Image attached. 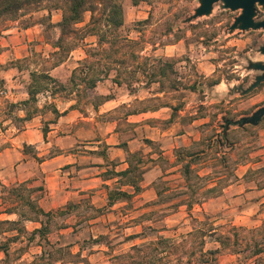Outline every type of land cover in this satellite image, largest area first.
Listing matches in <instances>:
<instances>
[{
  "label": "rangeland",
  "instance_id": "374dc122",
  "mask_svg": "<svg viewBox=\"0 0 264 264\" xmlns=\"http://www.w3.org/2000/svg\"><path fill=\"white\" fill-rule=\"evenodd\" d=\"M84 2L81 22L69 27L61 49L55 48L56 24L69 15V1L30 2L0 17V90L10 88L11 97L16 93L29 101L14 104L0 97V130L21 129L24 115L37 117L46 131L70 99L76 101L72 108L85 113L103 100L101 94L114 96L111 81L117 77L128 87L115 92L126 95L129 89L136 96L130 108L120 106L106 119L123 120L120 140L130 136L129 110L167 105L179 113L153 125L171 124V134L184 136L177 143L168 140L164 151L159 143L144 141L146 150L159 155L154 160L141 152L128 158L138 168L141 190H123V179L112 189L134 194L129 200L110 206L107 199L92 203L85 198L50 211L39 206L52 212L42 218L48 243L32 236L38 223L0 229V245L9 246L0 264H262L255 252L264 256V118L257 126L234 122L264 107V82L244 93L262 74L251 64H264V30H230L241 11L225 10L221 2L198 18L193 15L200 0ZM114 4L121 7L119 28L110 21L119 18ZM255 11L254 21L264 20V8L257 5ZM62 62L59 72L52 71ZM92 81L95 90L89 87ZM41 85L44 89L29 100L30 88ZM23 151L33 153L28 147ZM186 164L188 178L183 175ZM153 168L152 190L142 196L143 175ZM18 185L0 183V212L16 206L13 191L26 198L43 194L30 192L42 188L31 182ZM20 204L19 211L29 212ZM5 219L18 218L0 215Z\"/></svg>",
  "mask_w": 264,
  "mask_h": 264
},
{
  "label": "crops",
  "instance_id": "0c3cea01",
  "mask_svg": "<svg viewBox=\"0 0 264 264\" xmlns=\"http://www.w3.org/2000/svg\"><path fill=\"white\" fill-rule=\"evenodd\" d=\"M21 49H24L23 45ZM75 52L70 53L69 59ZM73 59L81 61L82 57ZM65 63L55 66L52 71L59 72ZM111 82L115 86L114 96L101 94L103 100L92 105L85 113L72 108L76 101L70 99L67 108L55 112L59 116L48 124L46 131H42L40 124H37V117L26 119L24 115L20 116L25 120L21 129L11 127L0 130V183L8 186L31 182L34 186L42 187L43 194L38 203L46 211L85 198L91 199L92 203L99 200L104 202L107 199L106 188L112 189L120 184L118 177L105 175L110 171L117 173L126 170L128 154L141 152L154 160L159 155L151 149L146 150L144 141L159 143L160 151H164V144L168 140L177 143L184 136L181 132L171 134V124L167 127L153 125L169 122L173 120L175 113H179L178 108L167 105L153 111L129 110L125 115V122L130 128V136L126 140H120L122 133L118 125L123 120L110 123L106 119L115 114L120 106L130 108V103L136 96L129 89H126V95L115 92L122 90L126 84L117 85L114 78ZM13 87H18V84ZM95 89L96 86L93 90ZM6 90L8 94L5 98L13 99L11 101L14 104L21 100L27 101L26 98L20 99L16 93L11 97L10 88ZM108 125L111 129L107 130ZM25 147L33 149V153L25 154ZM154 172L153 168L143 175L145 190L142 196L152 190L151 184L156 178ZM122 188L124 190L128 187Z\"/></svg>",
  "mask_w": 264,
  "mask_h": 264
},
{
  "label": "trees",
  "instance_id": "16d2710c",
  "mask_svg": "<svg viewBox=\"0 0 264 264\" xmlns=\"http://www.w3.org/2000/svg\"><path fill=\"white\" fill-rule=\"evenodd\" d=\"M43 1H45V0H0V17H2L4 15H8V14H15L23 6H25L26 4H28L30 2L39 4ZM65 1H69L71 3L69 6V10H68L69 15L63 16L62 21L60 23L56 24V27H58L60 29V36H59V38L55 44L56 49H61L64 47V36L67 35L69 27H71V25H76L79 22H81V14H82V11L84 8V3H85L84 0H65ZM112 8L114 9V12L118 15L119 18H111L110 21L112 24L115 25V27L119 28L123 24V19L121 18V7H120V5L114 4L112 6ZM69 33H71V31ZM74 49H71V50H74ZM161 72L163 74L165 73V71L163 69L161 70ZM47 81H50L53 84L57 83L54 79L49 78V77H47ZM114 82L117 85L126 84V83H123L122 81H120L117 77L114 78ZM95 85H96V81H92L89 87L91 89H93L95 87ZM59 86H61V84H59ZM127 87H128V85H127ZM43 89H44V87L42 85L37 87V88L31 87L30 90L28 91L29 100H34L35 95L40 93ZM27 102H29V101H25L24 103H27ZM129 157L134 158L135 154H128V156H127L128 168L126 170L121 171V172H117V173L113 172V175L118 177L119 183H121L120 180H122V179L124 180V184H120V186L131 187L133 189V192L136 193V192H139L141 190L140 186L138 185V183H140V181L135 176V172L138 168H137V166L133 165L132 162L129 161V159H128ZM138 162H139V160H138ZM190 173H191L190 166H188L186 164L183 168L184 177L188 178ZM23 184L24 183L19 184L18 186L19 187L23 186ZM4 188L7 189L6 187H4ZM106 189H107V201H108V205H110V206L114 205L116 202H124L126 200H129L134 195V194H129L125 191H122L120 188L110 189L107 187ZM213 189L214 188H211V191ZM29 191L30 192L31 191L32 192H42L43 189L42 188H32ZM13 193L12 194L16 198V201L13 203H15L16 206H13L14 204H11L12 206L4 208L3 211L0 212V215H6V216L14 215L18 219L16 221H9L7 219L0 220V229H2L5 226H16V225H18L22 222H26V221L27 222H33V223H38L41 227L39 229H35L32 232V236L39 235L40 237L45 238L46 234L48 233L47 222H43L42 218L48 219L49 217H51L52 212H44L39 207V204H38L39 199L37 197H35V198L27 197L26 198V197H24V195L17 193L16 191H13ZM17 201H19V203H21L20 204L21 207H27L29 212H24L23 210L19 211L17 209ZM15 231H17V230H15ZM257 231H258V229H257ZM5 232H8V231H4L3 233H5ZM12 239H16V237H14ZM44 240L46 243H48L46 238ZM256 251L257 252H255V255L259 256V260L261 261V262L260 261L259 262L264 264V256L261 255L262 252H260L259 250H256ZM8 252H9V246L8 245H0V254H3L7 258ZM44 255H45V253H42L40 258H43Z\"/></svg>",
  "mask_w": 264,
  "mask_h": 264
},
{
  "label": "water",
  "instance_id": "95a60500",
  "mask_svg": "<svg viewBox=\"0 0 264 264\" xmlns=\"http://www.w3.org/2000/svg\"><path fill=\"white\" fill-rule=\"evenodd\" d=\"M221 2L225 10L230 11H241V15L238 16L230 30L239 29L241 31L248 30H264V20L255 22L254 18L256 15V6L264 8V0H200V6L195 10L193 18L202 16H208L213 8V5ZM261 54L264 55V46L260 50ZM254 70L262 72L261 76L256 77L254 84L250 86L244 93H248L264 82V64H251ZM264 118V107L257 110L251 117L242 118L234 124L244 126L246 124L257 126L259 122ZM228 126L229 124L226 123Z\"/></svg>",
  "mask_w": 264,
  "mask_h": 264
},
{
  "label": "built area",
  "instance_id": "2783aa9c",
  "mask_svg": "<svg viewBox=\"0 0 264 264\" xmlns=\"http://www.w3.org/2000/svg\"><path fill=\"white\" fill-rule=\"evenodd\" d=\"M7 94H8V91L6 89L0 90V97L5 98L7 96Z\"/></svg>",
  "mask_w": 264,
  "mask_h": 264
}]
</instances>
